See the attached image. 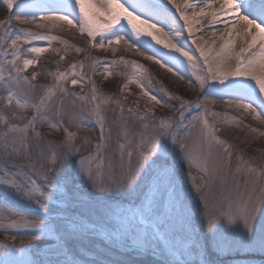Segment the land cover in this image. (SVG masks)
Returning <instances> with one entry per match:
<instances>
[{
	"label": "snow or ice",
	"instance_id": "6c2138e0",
	"mask_svg": "<svg viewBox=\"0 0 264 264\" xmlns=\"http://www.w3.org/2000/svg\"><path fill=\"white\" fill-rule=\"evenodd\" d=\"M0 10V264H264V149L246 159L218 136L228 121L208 119L220 104L264 125V0H0ZM13 24L67 26L87 45L76 53L126 45L197 95L159 97L148 69L122 56L61 70L68 49L52 48L55 70H38L47 48L34 42H67ZM218 28V55L233 35L248 41L234 65L198 43ZM121 64L131 73L106 93L103 77L125 75L112 72ZM133 83L151 106L128 103ZM94 127L95 138L71 130Z\"/></svg>",
	"mask_w": 264,
	"mask_h": 264
},
{
	"label": "rangeland",
	"instance_id": "374dc122",
	"mask_svg": "<svg viewBox=\"0 0 264 264\" xmlns=\"http://www.w3.org/2000/svg\"><path fill=\"white\" fill-rule=\"evenodd\" d=\"M6 13L3 10H0V19H3ZM13 28H20L24 27L26 30L29 31H42L46 32L50 35H56L61 38V40L66 41L67 44L61 43L59 40L51 42V46H47L45 42H34L36 46H45L47 50L43 53H40V60L39 63L36 65L38 70H42L44 68H50L51 70H55V60H57L59 57L52 52V48H59L61 49V54H63V49L67 48L68 52L65 56V61L61 63V70H64L65 67H67L71 63H79L81 60H84L85 55H90L92 57H96L97 59L103 61V60H111V59H119L121 56L126 60H135L139 64L144 65L146 69H148V75L152 78V85L151 87L159 92V97H163L164 99H167V96L165 95L163 89H167L169 92L181 95L185 99H195L197 93L193 91H189L186 87V82H180L177 81L175 77H172L170 74L165 75L162 70L158 68V66L153 65L151 62L144 60L142 57L137 55L136 53L132 51H127L126 47L117 45L116 47L119 48V51L116 53L115 56L111 52H105L102 49H96L92 50L89 49L87 53H76L75 48H85L87 45L85 44L83 38L80 36L79 33L75 32L71 28L64 26L61 28L59 25L52 26L49 24L44 29L36 28L33 25H17L13 24ZM189 43H191L189 41ZM218 44H221L219 42ZM214 46V45H213ZM219 46V45H218ZM24 47H27L26 45ZM193 49H195V45H192ZM212 47V46H211ZM221 48H215L214 51H217L216 54H218L219 50ZM207 54H210V47L208 49H205ZM222 55V54H219ZM91 63V60L85 61V72H89L90 69L88 68V65ZM97 69L99 71H102V66L97 65ZM79 71V69H78ZM132 68L131 65H115L112 66V72L113 73H124L125 75H108L106 77H103V84L102 87L104 91L116 93L118 92V86H122L123 83L126 82L125 76L129 73H131ZM190 75V73H186V76ZM98 82L102 80L101 75L98 74L93 77ZM156 81H159L160 83H156ZM70 90H75L77 92H80V88L78 86H71L69 85ZM88 89L87 87L84 89V92L87 93ZM124 96H127L128 103H132L133 101L139 100L141 108H143L144 104H151L152 101L148 100L147 97H144L140 89L136 86V84H130L129 88L124 91ZM158 97V98H159ZM86 105V101H76L77 108L81 104ZM173 104H178L176 101H172ZM67 107V105H66ZM212 111H216L221 113L222 115L219 118H213L211 116L208 117L209 122H219L224 123L225 120L228 122L224 124V127L221 131L218 132V136L222 140H226L228 143L235 146L236 149H243L246 152L245 158L248 159L252 156L257 157L258 159L261 157V152L255 151V149H264V136L260 135L261 133H264V125L259 124L257 121H254L251 116H241L239 112L233 109H227L223 107L220 104L217 105H209L208 106ZM155 111L158 115L161 114H173L174 109H165L159 105L156 106ZM223 113H227V117L223 115ZM193 115L195 112L192 113ZM187 115V114H186ZM190 118V117H189ZM237 121H241L242 123L237 124ZM188 120H185V123L187 124ZM244 125H251V128L256 129L255 132H252L251 129L245 128ZM74 132H77L78 135L84 136L89 135L93 138L98 134V128H93L92 132H87L84 129H81L77 131V129L73 128L71 129ZM201 132V125L198 122H193V127L189 129V132L186 133V135H189L190 140L197 139L200 136ZM247 140L251 147H248L244 143V141ZM213 150L222 151V148L220 146L213 144ZM2 194V193H0ZM14 206L29 210V206L27 202L23 201H12Z\"/></svg>",
	"mask_w": 264,
	"mask_h": 264
},
{
	"label": "bare ground",
	"instance_id": "6f19581e",
	"mask_svg": "<svg viewBox=\"0 0 264 264\" xmlns=\"http://www.w3.org/2000/svg\"><path fill=\"white\" fill-rule=\"evenodd\" d=\"M209 2H211V0H209ZM201 6L205 7V5H201ZM198 10L199 9H197V11ZM206 10L210 11V9H207V8H206ZM205 24H207V21H205ZM222 30H223L222 28L214 29V31L217 32V35L215 37L212 36L211 31L205 33L204 36H203V40H198V43H200L201 46L204 49H208V47H210V50H211L210 52H212V53H210V54L206 53L208 55V57H209V61L210 62H219V61H222V60H227L228 63H231V64L234 65L236 63L235 58H234L235 53L240 51L241 46L246 47L248 41L242 40L240 37H236L235 35H233V39L235 40V43L233 44L231 51H225V52L222 53V55H218V54H216L217 51H214V49L218 48V47L222 48L223 45L225 44L224 40H220L219 39V32L222 31ZM195 35L197 37H199L200 33L197 32ZM219 42H221V44H218ZM119 46L127 47L126 45H123V44H121ZM259 46L260 45H259V42H258L257 45H256V48H254L253 51H256L259 48ZM194 55L195 56H199V52H194ZM250 55H251V53H247L246 56H245V59H247V56H250ZM229 57H232V58L228 59ZM201 63H203V59H201Z\"/></svg>",
	"mask_w": 264,
	"mask_h": 264
}]
</instances>
